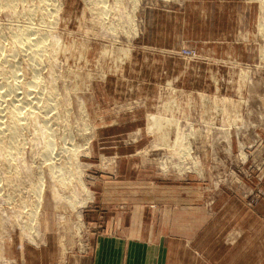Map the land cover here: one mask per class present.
I'll use <instances>...</instances> for the list:
<instances>
[{"label": "rangeland", "instance_id": "rangeland-1", "mask_svg": "<svg viewBox=\"0 0 264 264\" xmlns=\"http://www.w3.org/2000/svg\"><path fill=\"white\" fill-rule=\"evenodd\" d=\"M11 1L0 67L22 76L0 90L35 75L17 31L40 25L52 57L26 105L41 118L0 148V264L40 247L67 264L137 212L141 237L168 238L164 264L264 261V0H225L207 24L204 0Z\"/></svg>", "mask_w": 264, "mask_h": 264}, {"label": "crops", "instance_id": "crops-1", "mask_svg": "<svg viewBox=\"0 0 264 264\" xmlns=\"http://www.w3.org/2000/svg\"><path fill=\"white\" fill-rule=\"evenodd\" d=\"M224 1L218 0L219 3L215 1L213 7L210 6L208 9L206 8L205 0L200 5L196 4L195 8L202 14L197 11V16L204 15L207 19L210 11H213L216 15L223 16L225 12L219 7H227L223 3ZM209 19L204 23H209ZM221 35H223V32H221ZM221 35L216 36V38L220 39ZM90 215L86 216L89 217ZM140 220L141 213L137 212V214L133 215L131 229L108 230L102 233L96 240H93L92 252L85 255H77L74 257L75 259L73 258V261H68L69 263L67 264H164L166 242H169L167 241L168 238L159 237L157 239L155 234H152L149 239H144L139 235ZM31 251L29 248L24 249L21 264H56L57 262L55 259L57 250L55 253L48 247H40L35 249V252ZM15 264L18 263L15 262ZM260 264H264V261H261Z\"/></svg>", "mask_w": 264, "mask_h": 264}, {"label": "bare ground", "instance_id": "bare-ground-1", "mask_svg": "<svg viewBox=\"0 0 264 264\" xmlns=\"http://www.w3.org/2000/svg\"><path fill=\"white\" fill-rule=\"evenodd\" d=\"M10 1V0H9ZM45 2L46 0H40V2ZM13 2V0L11 1ZM48 1H46L47 3ZM136 3V2H135ZM12 4V3H11ZM49 4V2H48ZM43 4L41 3L40 6H42ZM47 5V4H46ZM108 5V4H107ZM135 5V4H134ZM44 6L41 7V9H43ZM136 7V5H135ZM44 10V9H43ZM48 11V10H47ZM42 12V11H41ZM49 14H50V11H49ZM30 16V15H29ZM51 16V14H50ZM53 17V16H52ZM104 17V16H103ZM41 22V20H39ZM44 25V24H43ZM26 26V25H25ZM40 26V25H39ZM39 26L37 28H31V27H27L26 29H23V30H20V31H17L18 33L15 35L16 36V40L15 41V44L18 43V44H24V45H20L18 50L20 52H22V54L24 55V57H26V59H28V66H30V69L31 67H33V72H35V75L34 77L29 80L28 83H25V87L23 88L22 92L19 93L18 91H16L17 89L14 90V85H16L14 82L10 83L9 86V91H6L5 92H2L0 90V148L1 149H4V152L8 153V155H15L13 152H11L10 149H12V147H15L16 144L15 143V139H16V135L23 129V123H22V118H28V117H33V120H38L40 117L39 115V111H41L39 109L38 106H34L35 109H38L37 112L35 111H32L31 109H27L26 105L27 104H32L33 102L30 101V99L28 98L29 96V93L31 92V88L33 87H37L40 83V80H39V76H38V67L41 65L42 62L44 63H47L45 62V59L46 57H50V54L47 50H46V43H47V39H46V35L47 33H45L44 29L43 31L41 29H38ZM36 27V26H35ZM44 27V26H43ZM48 28H51V27H48ZM8 29V28H7ZM17 29V28H16ZM49 31V30H48ZM52 31V30H51ZM16 33V32H15ZM14 33V34H15ZM51 33V32H50ZM34 36V37H33ZM39 36V37H38ZM24 40L26 42H24ZM54 42V41H52ZM58 43V42H57ZM48 44V43H47ZM56 44V43H55ZM11 48V47H10ZM51 57H52V54H51ZM51 57L49 58L51 60ZM1 58V57H0ZM6 60H10L8 58H6ZM49 60V61H50ZM48 61V60H47ZM26 63V62H25ZM51 63V62H50ZM43 64V63H42ZM10 68H1L0 67V75H3L5 76V74H11L14 79H19V77L22 76V73L20 72H17L15 70H11V68L14 67V65L12 64L11 66H8ZM13 72V73H12ZM17 82V81H16ZM58 82V81H57ZM10 90L12 91V93L14 94L15 96V99L13 98H9L7 96H9L8 94H10ZM30 91V92H29ZM61 93V92H60ZM16 102V103H15ZM35 104V103H33ZM41 104V103H40ZM28 110V113L23 115L24 114V111H27ZM86 110V109H85ZM41 113V112H40ZM12 115V118L10 119V121H8L5 125H2V121H3V118H5L6 116L8 115ZM83 115V114H82ZM31 122V121H30ZM87 127V126H86ZM38 129V128H37ZM62 133V132H61ZM50 136H48L47 138V143H45V147L46 149L44 150V154H46L48 151H50L51 147L54 146V142H53V139L50 138ZM15 145V146H14ZM44 148V147H43ZM67 148V147H65ZM17 149V148H16ZM36 149V148H34ZM33 149V150H34ZM71 149V148H70ZM18 150V149H17ZM187 151V150H186ZM180 152V151H179ZM58 155V154H57ZM8 157V156H7ZM49 159H53L52 155H50ZM9 168V167H8ZM43 172V171H42ZM11 174V173H10ZM77 175V174H75ZM72 176V175H71ZM55 177V176H54ZM62 177V176H61ZM79 178V177H78ZM45 179V178H44ZM56 179V178H55ZM74 179V178H73ZM57 181L56 182H62V184L64 185V183L66 182V180H64V177L63 179H56ZM25 182V181H24ZM83 182V181H82ZM43 183V182H41ZM53 186V185H52ZM42 187L43 184L39 187H33V190H38L40 189V192L42 191ZM53 188V187H52ZM83 189L85 191H87V193L89 194V191L87 189V187H83ZM58 191V190H57ZM56 191V192H57ZM22 192V191H21ZM38 193V198L39 201L42 200L43 198V195L42 193ZM62 192V191H61ZM60 192V193H61ZM53 193H54V196H55V191L53 190ZM61 195V194H60ZM63 196V195H62ZM74 196V195H73ZM64 197V196H63ZM78 198V197H77ZM71 200V199H70ZM69 202H72L73 201H69ZM85 202V201H83ZM39 203V202H38ZM86 203V202H85ZM84 205V204H83ZM40 206V204H39ZM38 207V205H37ZM36 207V209H37ZM31 208V207H30ZM33 208V207H32ZM31 214V213H30ZM35 214V213H33ZM37 214V212H36ZM35 216V215H34ZM31 217V216H29ZM36 218V217H35ZM35 220V219H33ZM31 223V222H30ZM29 223V224H30ZM33 223V221H32ZM32 225V224H30Z\"/></svg>", "mask_w": 264, "mask_h": 264}, {"label": "built area", "instance_id": "built-area-1", "mask_svg": "<svg viewBox=\"0 0 264 264\" xmlns=\"http://www.w3.org/2000/svg\"><path fill=\"white\" fill-rule=\"evenodd\" d=\"M186 54V55H185ZM182 55L184 56H187V55H190V57L192 56V53L190 51H184V54L182 53Z\"/></svg>", "mask_w": 264, "mask_h": 264}]
</instances>
